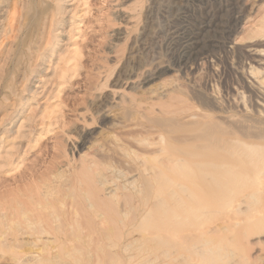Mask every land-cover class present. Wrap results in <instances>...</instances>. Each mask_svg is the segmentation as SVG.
Instances as JSON below:
<instances>
[{
	"label": "rangeland",
	"instance_id": "obj_1",
	"mask_svg": "<svg viewBox=\"0 0 264 264\" xmlns=\"http://www.w3.org/2000/svg\"><path fill=\"white\" fill-rule=\"evenodd\" d=\"M206 117L259 142L264 0H0V264H264V162L205 214L144 207L157 123ZM84 174L120 214H70Z\"/></svg>",
	"mask_w": 264,
	"mask_h": 264
},
{
	"label": "bare ground",
	"instance_id": "obj_2",
	"mask_svg": "<svg viewBox=\"0 0 264 264\" xmlns=\"http://www.w3.org/2000/svg\"><path fill=\"white\" fill-rule=\"evenodd\" d=\"M257 124L264 126V122ZM157 125L173 138L176 137L177 146L171 148L167 160H164L166 165L160 168H152L150 170L151 178H141L140 192L144 196L142 199H146L143 203L144 207L145 205L149 206V200H154V206H149L148 214L160 212L162 214H205L210 210L208 204H212V206L228 205L249 184L257 181L260 172L259 166L264 162V155L261 154L264 150V128H258L259 131L253 135L249 131L239 130V133L241 132L240 134L247 139L259 140L257 144H249L232 138L228 128L223 127L211 117L188 124L162 120ZM258 160L261 162L258 163ZM243 164L250 168L248 175L240 174L235 168ZM85 176L87 174L83 175L86 182L84 184L87 185L89 192L85 197L86 194H80L82 195V198L79 197L80 200H76V197L73 198L76 201H73V211H70V214H90L92 209H95L96 211H93L99 214L112 213V208H115L112 207L114 203L112 202V205L111 201L106 198V203L108 200L110 207L103 201L105 195L103 194L104 196L101 198L100 192L102 190L98 192L96 189L97 193L95 194L92 191L94 177L91 180L90 177ZM155 180L159 181H156L160 185L156 186L157 188L155 187ZM86 187L85 189H87ZM125 200L127 201V199ZM38 201L41 203V199ZM128 201L132 204L130 200ZM130 203L127 205L132 206ZM51 204V202L50 204L47 203L46 208ZM140 206H142L141 203ZM28 207L27 210H30L31 207ZM41 207L37 208L42 210L43 207ZM116 209L118 210V208ZM116 209H114L115 214L119 212ZM24 210L22 209L23 212ZM136 210L132 207L130 214H134L137 212ZM16 213L18 212L16 211ZM51 214H55L54 210Z\"/></svg>",
	"mask_w": 264,
	"mask_h": 264
}]
</instances>
